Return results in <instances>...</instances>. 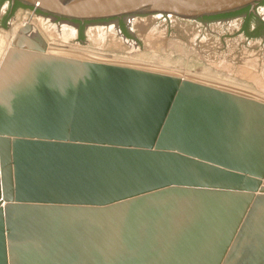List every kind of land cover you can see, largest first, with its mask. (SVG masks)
<instances>
[{
    "label": "water",
    "instance_id": "1",
    "mask_svg": "<svg viewBox=\"0 0 264 264\" xmlns=\"http://www.w3.org/2000/svg\"><path fill=\"white\" fill-rule=\"evenodd\" d=\"M72 23L181 22L264 0H11ZM0 65V264H229L264 255V102L54 55ZM264 258V257H262ZM263 263V262H262Z\"/></svg>",
    "mask_w": 264,
    "mask_h": 264
},
{
    "label": "rangeland",
    "instance_id": "2",
    "mask_svg": "<svg viewBox=\"0 0 264 264\" xmlns=\"http://www.w3.org/2000/svg\"><path fill=\"white\" fill-rule=\"evenodd\" d=\"M7 4L0 0V65L13 45L12 35L29 23L38 30V42L43 40L41 44L47 48L65 46L96 53L100 58L66 57L182 77L264 102V38H261L264 29L260 30L262 36L252 40L241 35L244 15L199 22L145 17L83 25L74 23L78 33L68 37L53 26L49 30L42 26L39 17L46 15L24 8L10 13ZM258 11L264 16L263 5ZM256 21L257 18H253L251 23ZM61 22L59 19L53 23L58 26ZM67 31L72 34L70 29ZM188 72L203 77L196 78ZM244 88L255 90V93ZM255 95L258 96L253 97Z\"/></svg>",
    "mask_w": 264,
    "mask_h": 264
},
{
    "label": "bare ground",
    "instance_id": "3",
    "mask_svg": "<svg viewBox=\"0 0 264 264\" xmlns=\"http://www.w3.org/2000/svg\"><path fill=\"white\" fill-rule=\"evenodd\" d=\"M46 17V16H45ZM48 17H51V16H48ZM51 18H53V17H51ZM39 19H40V24L42 25V26H44V27H46L48 30H49V28L51 27V26H53L55 29H60L62 32H61V34H63L64 36H67L68 35V37L69 36H76L77 35V29H76V27L74 26V25H71V24H74V23H72V22H70V21H63V22H61L60 23V25H56V24H54L53 23V21L51 20V19H44V18H40L39 17ZM54 20H55V18H53ZM29 24V23H28ZM26 25V24H25ZM24 25V26H25ZM23 26V27H24ZM22 27V28H23ZM118 27V26H117ZM21 28V29H22ZM21 29L18 31V32H16V33H14L13 35H12V39H16L17 38V36L20 34V31H21ZM43 29V28H42ZM67 29H70V33H72V34H70L69 35V33H67L68 31H67ZM98 30V29H97ZM52 32H53V30H52ZM53 35H55V34H53ZM114 36V35H113ZM29 38L30 39H33V40H36V41H38L40 38H39V33H38V30H37V28L36 27H33L32 26V29H31V32L29 33ZM12 41V40H11ZM40 42V41H39ZM42 42H43V40H42ZM41 42V43H42ZM67 42V41H66ZM74 43V42H73ZM44 45V44H43ZM45 46V45H44ZM46 47V46H45ZM47 48V47H46ZM47 52L48 53H50V54H54V55H61V56H68V55H72V56H77V57H88V58H90V59H98V58H100V57H97V55L98 54H96V53H89V52H82V51H78V50H75V49H70V48H67V47H62V48H54V47H52V46H48V48H47ZM107 57V56H106ZM124 59V58H123ZM143 59V58H142ZM149 64V63H148ZM155 66V65H154ZM174 70V69H173ZM179 71V70H178ZM181 71V70H180ZM246 73V72H245ZM192 74V76H196V78L197 77H203V76H200V75H198V74H195V73H191ZM189 72H188V75H191ZM202 74V73H201ZM185 75V74H184ZM215 76V75H214ZM209 78V77H208ZM214 78H216V77H214ZM212 79V78H211ZM216 80H217V78H216ZM224 81V80H223ZM236 83V82H235ZM232 85V84H231ZM245 86V85H244ZM247 86H248V84H247ZM243 88V87H242ZM244 89H246V90H250V89H247V88H244ZM251 91V90H250ZM256 96H258V95H255V96H253V97H256Z\"/></svg>",
    "mask_w": 264,
    "mask_h": 264
},
{
    "label": "flooded vegetation",
    "instance_id": "4",
    "mask_svg": "<svg viewBox=\"0 0 264 264\" xmlns=\"http://www.w3.org/2000/svg\"><path fill=\"white\" fill-rule=\"evenodd\" d=\"M4 0H1V2H3ZM6 2L8 3L7 4V6H8V8H9V12L10 13H13L16 9H19V8H24V9H32L33 11H35V13L36 14H40V15H45V14H43V13H41L39 10H37V9H35V8H33V7H19V6H16V3H14L13 1H11V0H6ZM264 6V3H262V4H260L258 7H257V9H256V12L255 13H253V12H250L249 11V13H252L254 16H255V18H257V21L255 22V23H251V30H258V31H260V30H262V29H264V16H261V14L259 13V11H258V9H259V7H261V6ZM240 15H244V19H243V24H242V27H241V29H240V34L241 35H244L247 39H249V40H252V39H254L255 37H253V38H251V37H249L248 35H247V33L246 32H244V31H242V29H243V27H244V25L246 24V20H247V17H248V13H243V14H240ZM40 18H44V19H51L53 22L54 21H56V20H59V19H53V18H51V17H48V15H46V17L45 16H40ZM213 19H217V18H213ZM206 20H210V19H206ZM63 22V21H62ZM80 25H83L82 23H79ZM71 25H74V24H71ZM75 27H76V25H74ZM77 29V28H76ZM77 31V30H76ZM77 33H78V31H77ZM262 36V35H261ZM261 38H264V35L261 37ZM256 39H259V38H256ZM55 48V47H54ZM251 92H254L255 93V90H251Z\"/></svg>",
    "mask_w": 264,
    "mask_h": 264
},
{
    "label": "crops",
    "instance_id": "5",
    "mask_svg": "<svg viewBox=\"0 0 264 264\" xmlns=\"http://www.w3.org/2000/svg\"><path fill=\"white\" fill-rule=\"evenodd\" d=\"M257 243H264V239H249L246 241H242L245 245H250ZM245 251L238 254V257L234 262H231L229 264H264V255L261 254H255V253H249V248H244ZM263 262V263H262Z\"/></svg>",
    "mask_w": 264,
    "mask_h": 264
},
{
    "label": "trees",
    "instance_id": "6",
    "mask_svg": "<svg viewBox=\"0 0 264 264\" xmlns=\"http://www.w3.org/2000/svg\"><path fill=\"white\" fill-rule=\"evenodd\" d=\"M4 1H6V0H4ZM16 6L22 7L23 5L21 3H19V2H16ZM249 11H250L249 9H245L243 11H240V12H237V13H234V14H229V15H224V16H219V17H213V18H225V17H231V16H235V15H240V14H243V13H248V17H247V20H246V24L244 25L242 31L246 32L247 35L249 37H251V38L258 37V36L261 35V32L258 31L257 29L256 30H253L252 32H250V29H251V21H252L253 18H255V16L252 13H249ZM213 18H207V19H213ZM124 31H125V33H127L126 29H124ZM83 37H84L83 36V33H81V38H83Z\"/></svg>",
    "mask_w": 264,
    "mask_h": 264
}]
</instances>
